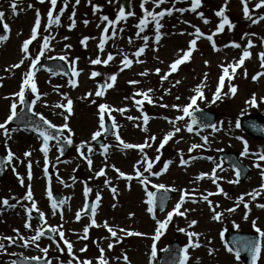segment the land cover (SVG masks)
Wrapping results in <instances>:
<instances>
[{
  "label": "rangeland",
  "instance_id": "obj_1",
  "mask_svg": "<svg viewBox=\"0 0 264 264\" xmlns=\"http://www.w3.org/2000/svg\"><path fill=\"white\" fill-rule=\"evenodd\" d=\"M64 2L65 0H57L56 9L53 10L54 17L60 15L59 25L53 24L51 27H48L47 12L51 9L49 0H44V3H40L39 0H0V12L4 14L2 21H0V35H6L8 37L6 41L0 42V74L1 71L3 72L4 70L11 69V65L19 63V61L24 58L25 54L21 50L22 44L24 40L30 38L31 29L35 22L36 10H39L42 23L38 29L37 39L34 41L36 44L32 42L29 45V55L33 58L37 55L45 36L51 37L54 42L50 43V50L45 52L44 56L41 57L35 69H30L29 66L31 61L25 58V65L22 67V70L19 71L24 77L25 73L29 70H33L35 73L34 80L37 85L38 93L40 94V99L36 100L35 104L32 103L33 111L42 114L48 121L56 126L60 127L64 123H67L71 132H69L68 129L63 130L67 137L70 136L72 145L77 150L82 142L87 141L86 139L89 137L90 132L93 131L94 128L97 130L99 128V104H107L111 106L112 109H126L123 114L119 111H112L109 116V114L106 113L105 122L109 121L111 117L115 118V123L117 125L116 129L118 130L120 126L129 123V130L125 131L123 134L126 140L129 139L131 141L134 139L132 143L135 145L144 144L145 141H147L151 146L145 147L143 152L138 148L126 149V151L123 148H116L115 150L118 151V154L114 155L113 158H109L110 155H107L103 161L99 160L97 162L91 159L92 163H97L98 166L103 163V166H106V160H119L116 161V164L122 167L123 162L129 160L127 161L129 162V164H127L128 168L123 169L130 171L131 164L136 163L140 171L150 181L147 185L149 191L153 192L155 190V188L152 187L153 184H164L169 190L179 189L189 194L186 198H189L192 204L189 206L187 205L189 209L188 214L194 217L188 218L186 216H181L182 225L187 226V229L181 233H198V238L193 237L192 242L198 243L199 247L190 246L188 235L185 237L183 236L184 242L188 245L186 248L187 260L185 264H243L236 259L231 252L227 251L220 236L224 225L231 224L229 222L230 218L233 220H235V218H229V216L226 215L225 218L220 217L219 220H214L212 218L214 212L207 209V207H210L209 203L203 199V196H207L212 191L214 194H218L217 184L222 188V186L224 187L227 183L226 179L221 176V168H217L216 170V176L220 178L217 180L216 184H213L208 177H204L203 179L199 177L202 173H211L212 169L215 168L213 166L210 167V165H207V162L203 160L206 150L209 149L215 153L219 149H232L234 145L237 146V150H239L240 147L243 149V142L247 141L248 138L241 135L239 130H237L236 124L240 115L253 113L264 116V106L261 107V110L259 109V105L264 103L261 102L264 96L262 99L255 96L258 104L250 105L247 103L251 100L252 96L255 95L254 91L259 87L255 82H252L253 72L259 68L257 66L260 64L256 62L259 58L258 55L246 58L244 64L237 68L231 81L225 77L224 87L221 89V98L217 99L214 103L212 102L213 94L217 88L216 81L218 86L219 77L222 74L221 65L227 66L237 62L242 56L243 51L246 48L247 50L250 49L248 48V41H251L252 44L257 43L258 45L256 48H261V53L264 52V20L255 23L254 28L252 27L250 31L247 30V28L245 29L244 24L247 18H245L243 14L241 0H228L225 15L229 18L233 28L230 30L226 25L222 32L216 33L213 36L218 50H213L211 42L205 37L199 38L197 40L196 49L192 52L190 59L179 65L177 71L169 74L167 79L162 80L161 77L169 72V65L175 59L182 56L181 50H187L189 42L195 38V28L198 27L205 36L215 32L217 25L220 23V18L215 15V12L224 5L225 0H202V5L197 9L196 13L190 11L191 0H165V3L161 4L159 7H157L152 0H147L144 4V8L148 11L160 12L165 9L172 10L171 15L166 14L160 20L163 27L160 29L161 38L159 42L155 40L154 22L148 24L145 30L140 33V37L136 36V33L139 31L136 25L139 23V19L144 15V9L140 7L143 0H132L134 15H131L126 20L119 21L115 25H109L107 21L102 20V17L108 16L110 20H115L119 12L120 0H79L78 4L76 0H67L66 8L64 7ZM13 3L16 4L15 12H13L12 9ZM252 3L255 4L254 2ZM29 5H31V7H29ZM94 6H96L97 9L95 12L93 10ZM253 7H255V5ZM61 8H64L62 14L60 13ZM180 8H184L186 11H176V9ZM73 13H75L74 16ZM198 13H203V19ZM259 16H264V11L259 12L253 19ZM204 19H207L209 22L204 23ZM72 20L75 21V26L70 28L69 25L72 23ZM149 20H151V18H149ZM84 21L88 23L85 24ZM5 24L8 25L9 30L7 32L4 31ZM104 24H108L110 27L107 34L101 32V28ZM241 26H244V29L241 28ZM121 29H123V31H121ZM113 32H115V35H113ZM102 35L108 36L103 52L98 48ZM145 35L149 37L147 47L144 53L138 58L142 63H137V57L133 54L140 47L144 46L145 42L142 37ZM85 37L89 39L85 44H82L81 41ZM130 40L131 42H129ZM233 42L239 44L240 47H231L230 45ZM69 45L70 47H67ZM225 45L229 46L225 47ZM240 50L242 53L239 52ZM109 53L113 54L114 59L107 65H93L90 63L92 59H96L98 56L101 60L106 59ZM123 55H127L129 59H132L133 64L130 68H125L123 71H120V68L123 67L121 63ZM60 56H65L67 58L65 62L69 66L71 74L68 78H58L41 71L40 64L43 60L49 59V57ZM253 59H255L254 62H252ZM205 61L208 63L205 64ZM73 66L79 72V82L76 83L75 87L70 83V81L73 80ZM156 69H160V72L157 73ZM93 71L100 72L101 76L92 78L91 73ZM144 72H147V75H141V73ZM229 72L231 74V69H229ZM245 72L247 75H245ZM112 74L117 75L114 86L108 89L103 97H96L94 93L97 90L98 81H106ZM16 75L17 74H13V76H15L14 78L18 76ZM205 75L207 76L206 80ZM18 81L11 84L9 88L7 87L4 92L7 93V96L1 95L0 123H4L7 116L10 114L11 103H17V113L22 108L18 97L14 95L19 92L16 90L18 87L20 89L23 83L22 79H18ZM130 81H138V83L133 84L130 83ZM176 81H179V83L177 84ZM202 82L204 85L202 88L204 99H198L195 108L213 109L219 112L221 118L216 127L218 130L197 132L193 128L192 132H188L186 126L190 124V117L185 116L182 120H177V117L184 115L180 109L190 103V97L196 95L194 90L198 85H201ZM229 84L237 88L235 95L229 93ZM149 89L152 91L148 92ZM139 90L148 92L151 103L142 96L137 98L138 96L135 95V92ZM90 92L93 93V95L88 96L87 94ZM258 94H264V87L262 92ZM25 97H28L31 102L35 99V95L32 94L28 88L25 90ZM65 97L70 98L73 102L72 112L69 113L66 121L65 117L59 115L63 113L64 109L53 107L59 103H66ZM177 97H179V99H177ZM137 100L141 101L139 105L136 104ZM93 101H95V103H93ZM162 105H167V107ZM173 105H177L179 108H173ZM147 108H156L158 114L156 117L148 119L145 125L142 111H145ZM139 112L140 115L138 114ZM136 116H139V125L132 124L133 119H128V117L134 118ZM169 121H175V125L169 123ZM9 123L6 125L9 129V135L7 137L3 134V130H0V151L6 156L9 150L14 154L12 161L8 165L9 178H7V180L5 179V183L0 188V202L4 199H7L9 202L8 205H3V203L0 204V217L9 224L7 225L8 231L9 229L12 230V228L18 230L20 236L29 240L36 234V231L39 230L36 226L37 224L30 222L29 224L31 227L26 228V223L21 221L22 214L24 216L28 214L27 209L31 206V201L24 198L28 191V186L30 185L37 208L42 203L46 205L44 210L42 211V209H40L39 212H43L44 215H46L49 226L57 227L64 232L65 239H67L73 247L72 255H69L63 241H60V247L65 249V254L62 255L60 254L61 251L57 250V244L47 243L42 237L36 243L29 242V245L24 247L22 241L18 238L17 231H14V234L0 236V238L12 237L16 241L15 243H9L6 239H0V244H3L4 247H8L0 249V257L6 256L4 258V262H6V258H10L14 255H42L44 253L41 252L40 249L47 247V254L54 258L55 264H69V261H71V264H78V261L84 260L91 261V264H98V259L87 257V255L84 252H80L76 246L79 240L80 232L78 226L80 223L75 219V213L80 210L85 196L84 193L74 186L69 176H65V179L60 178L64 176L65 172L63 168L59 166L60 159L55 147L49 146L47 164L49 168H52L50 174L52 190L62 192L66 198L65 204H63L64 207H60L58 211L52 209L50 202L48 203V194L45 192V174L43 168L47 164H45L44 153L40 151L43 143L32 134L27 136V140H20V138H25L26 135L20 133L18 129H12ZM174 126L179 127L181 130L176 132L165 145L178 151V157L166 159L158 149L164 136L172 132ZM145 128L147 129L146 131L144 130ZM131 134L136 135V137H133ZM153 136L155 137L154 141L151 139ZM202 137H207V143H205ZM238 137L240 139H238ZM234 140L237 143H234ZM187 141L189 143H186ZM114 143L117 145L119 144L117 140L114 141ZM193 144L202 145V147L189 151ZM255 144L256 143L252 146ZM25 152H30L31 155L25 157ZM39 153L41 157L38 159L37 155H39ZM144 157L149 161H154L152 172H160L161 174L159 176H154L144 171L146 167L142 162ZM182 157L188 162L187 164L182 165L180 163ZM137 161H141V163L137 164ZM29 162H31L30 180L28 178L27 167ZM85 164H87V162H85ZM164 164H168V168L166 171H161ZM13 167H15V172H13ZM37 167L39 168L36 169ZM97 169L98 167L94 169L93 174L97 173ZM136 169L137 167L130 173L132 179L130 180L127 200L126 196H124V194L127 193H124L120 199V203H123L124 210L128 213L129 228L133 227L138 230L135 232L142 234L138 236L139 240L136 238V240L133 241L134 243L129 245L134 248L136 246L140 247L138 250L139 253H141L140 258L134 256V250L131 252L134 260L129 259V261L137 264H159L162 247L171 241L175 232V227L177 223H180V221L178 222L180 217L179 215H176V218L172 217L165 228L166 235L165 232L162 231L159 242H155L151 239L150 236L155 234V227L157 225L156 220H165L167 214L160 216L155 213V219H153V215L147 214V191L145 192L142 190L145 185L141 184L140 179L136 177ZM18 176L23 178V185L20 184ZM103 177L113 178V175H104ZM96 179V181L93 178L91 179L93 184L92 199L94 200L98 194V189L101 188L100 185H105V181L101 180L99 177H96ZM194 179L196 182L191 183V180ZM66 187L70 189L67 190ZM247 189L246 187L243 191ZM181 194L182 193H180V195ZM193 200H195V202H193ZM12 205L15 207L19 206L25 213L10 215L6 211H3V207L7 208ZM200 207L205 209L199 212L197 209ZM224 207L225 205L222 204L220 207L213 208L216 212L222 214L224 213ZM183 210H185V207ZM111 212L113 214L116 213L115 211ZM112 213H110L109 210L105 211V209H98L97 211L100 219L104 218V215L110 216ZM201 213H204L208 221H203ZM241 213L244 215V211H241ZM250 213L252 216L259 217L261 220L260 223H264V208H256L250 211ZM193 220L197 221V223L189 227V224ZM240 222V226L246 228L250 227V220L245 219L240 220ZM81 224L84 229L85 226L89 225V221H84ZM102 224L98 223V225ZM235 224H237V222ZM100 230L103 235H110L104 227ZM82 234H84L83 231ZM144 235L149 236L147 242H145V239L142 240ZM154 242L157 247V256L155 259L152 258L150 249ZM37 244L39 248L36 246ZM76 248L78 249V253ZM209 250H212L211 254H209ZM112 255L114 256V253H112ZM130 262L129 264H131ZM113 264L120 263L113 261Z\"/></svg>",
  "mask_w": 264,
  "mask_h": 264
},
{
  "label": "snow or ice",
  "instance_id": "obj_2",
  "mask_svg": "<svg viewBox=\"0 0 264 264\" xmlns=\"http://www.w3.org/2000/svg\"><path fill=\"white\" fill-rule=\"evenodd\" d=\"M39 2L40 3H44V0H39ZM49 2H50V5H51V9L47 12V18H48V27H51V25H53V24L59 25V23H60V15H56L55 17L53 16V10L56 9L57 0H49ZM146 2H147V0H143V2L140 4L141 9H144V15H143L142 18L139 19V23L136 25V27L139 29V31L136 33V36L140 37V33L145 30V28L148 26V24L150 22H154V26H155V40H156V42H159V40L161 38L160 29L163 27V25L160 23V20L166 14L167 15H171L172 14V10L171 9H165V10H162L160 12L148 11L147 9L144 8V4ZM152 2L157 7H159L161 4L165 3V0H152ZM76 3L78 4L79 0H76ZM241 3L243 5V14H244L245 18L250 19L253 24L258 23L260 20H264V16H259L256 19H253L251 17L247 0H241ZM227 4H228V0H225L224 5H222L219 8V10H217L215 12V15L220 18V23L217 25L215 32L213 34H211V35L205 36V34L203 32H201V30L198 27L195 28V38L192 39L189 42V47H188L187 50H181L182 51V56H180L177 59H175L169 65V72L161 77L162 80L167 79V76L169 74L174 73V72L177 71L179 65L185 63L186 61H188L190 59V57L192 55V52L196 49L197 40L199 38L205 37L207 40H209L211 42L213 50H218L217 47H216L215 41L213 40V36L216 33L222 32L225 29L226 25L228 26V28L230 30L233 28V25L231 24L229 18L225 15V12H226V9H227ZM201 5H202V0H191L190 11L193 12V13H196L197 9L200 8ZM29 7H31V5H29ZM64 7L65 8L67 7V0H65V2H64ZM261 7H264V0H258V2L255 4V8L259 9ZM12 9H13V12H15V10H16V4L15 3L12 4ZM93 10H94V12L97 10L96 6L93 7ZM63 11H64V8H61L60 9V13L62 14ZM176 11L184 12V11H186V9L180 8V9H176ZM3 15L4 14L2 12H0V21H2ZM74 15H75V13H73V16ZM131 15H134V13H132V12H127L126 13L125 8L121 7L119 9V12H118L117 16L115 17V20H110L108 16H103L102 20L103 21H107L109 25H115L119 21L126 20L127 16H131ZM198 15L203 19V13H198ZM149 18H151V20H149ZM70 19H71V17H70ZM208 22L209 21L207 19H204V23H208ZM84 23L87 24L88 22L84 21ZM40 25H41L40 13H39V10H36L35 22H34L33 28L31 29L30 38L24 40V42L22 44V49L21 50L25 54L24 58H22L19 61V63L11 65L10 66L11 68L20 67V65H22L24 63V59L27 58V59H29L31 61L30 66H29L30 69H35L37 64L40 62L41 57L44 56L45 51L50 50V39H52V38L49 37V36H45L43 38L42 46L39 48V51H38L37 55L34 58L29 55V45L33 41H35L37 39L38 29L40 28ZM74 26H75V21L72 20V23L69 25V27L71 28V27H74ZM8 30H9L8 29V25L5 24L4 25V31L7 32ZM108 31H109L108 27H105L103 29V33H105V34H107ZM121 31H123V29H121ZM113 35H115V32H113ZM7 39H8V37L6 35H0V42L6 41ZM65 39H67V38H65ZM88 39H89L88 37H85L81 41V43L85 44ZM107 39H108L107 35H102L101 38H100V42H99L98 48H99V50L101 52H103L104 45H105ZM142 39L145 42L144 46L140 47L133 54L135 57H137V60H136L137 63H142V61H140L138 58H139V56L141 54L144 53L145 48L147 47V42H148L149 37L147 35H145V36L142 37ZM129 42H131V40ZM228 46L229 45H225V47H228ZM230 46L231 47H235V48H239L240 47V45L235 43V42H233ZM67 47H70V45L67 46ZM251 47H252V42L249 41L248 42V48H251ZM249 57H250V52L246 48L243 51L241 58L237 62H235L234 64H229L227 66L221 65L222 74L219 77L218 86L216 88L215 93L213 94V100H212L213 103L217 99L221 98V89L224 87L225 77H227L228 80L231 81V79L233 78L237 68L242 66L244 64L245 59L249 58ZM49 58H51V57H49ZM259 58H260V61H261V67L264 68V52L259 54ZM59 59L60 60H66L67 58L65 56H60ZM113 59H114L113 54L109 53L107 55L106 59L101 60L100 57L98 56L96 59H92L90 61V63L93 64V65H97V64L107 65ZM121 63L123 65V67L120 68V71H123L125 68H130L132 66L133 60L129 59L127 55H123ZM207 63L208 62L205 61V64H207ZM73 64H74V62H73ZM229 69H231V74L229 72ZM156 72L159 73L160 69H156ZM34 75H35V73H34L33 70H29L27 73H25V77H24V80H23L22 86L20 87L19 92L14 94L16 97H18L20 104H26L27 103L25 101V90H26V88L30 89V92L35 95V99H33V101H32L33 104H35L36 100L40 99V94L38 93L37 85H36L35 80H34ZM72 75L73 76H78L79 75V72L75 69L74 66L72 67ZM141 75H147V72L141 73ZM245 75H247L246 72H245ZM261 75H264V73H257V75H254L252 77V79L256 80ZM98 76H101L100 72L93 71L91 73V77L92 78H95V77H98ZM116 79H117V75L116 74H112L111 76H109L107 78V80L103 84L98 86V88L95 91L94 95L96 97H103L105 95V93H106V90L110 89V88H112L114 86V83H115ZM206 79H207V76L205 75V80ZM70 83L72 84L73 87L76 86V81L75 80L70 81ZM130 83L135 84V83H138V81H130ZM176 83L178 84L179 81H176ZM203 86L204 85H203V82H202L201 85H198L196 87V89L194 90L196 95H193L192 97H190V103H188L186 106H184L182 109H180V110H182L184 115L180 116V117H177V120H182V119H184L185 116L191 118V123L186 126L188 132H192L193 131V125L198 123L196 117L194 116V112L198 111V109L195 108V106L197 104V100L198 99H200V100L204 99V93L202 91ZM151 91H152L151 89L148 90V92H151ZM236 91H237V88L234 85L229 84V93L232 94V95H235ZM148 92H140V93H137V94L142 96L149 103H151V98L148 96ZM87 95L91 96V95H93V93L90 92ZM65 99H66V103H59V104L54 105L53 107H58V108L64 109L67 113H71L72 112V103L73 102H72V100L70 98L65 97ZM177 99H179V97H177ZM93 103H95V101H93ZM140 103H141V101H139V100L136 101L137 105H139ZM247 103H249L250 105H255L256 104L255 95H253L251 100L248 101ZM162 106L167 107V105H162ZM172 107L173 108H179V106H177V105H173ZM125 110L126 109H112L111 106H109L107 104H104V103L99 104L98 105L99 128H98L97 131H95L92 134L91 140H96L98 137H100L102 135V132H107L108 131V129L105 127V114L106 113H108L109 116H110L112 111H119V112H121V114H123V112ZM29 111H31V108H29ZM18 115L19 114L17 113V103L13 102L10 105V114L7 116V118H6L4 123H0V130H3V134L6 137L9 135V129L6 127V125L9 122L13 121L15 118H17ZM33 115L39 116V120L42 122V125L46 126V127H42L40 124H37V125L34 126V131L38 132L39 136L43 138V146L41 147L40 151L44 153L45 164H47L48 163L47 155H48V151H49V141L50 140H55L57 142V144H59L61 139L63 138V139L66 140V142L68 144H71L72 140H71L70 136L69 137H62V131H61V129H68V131L71 132V129L68 128L67 123H64L62 126H60L58 128L56 125H54L50 121H48L42 114L33 113ZM128 119H133V118L132 117H128ZM66 120H67V116H65V121ZM143 120H144V124L146 125L147 122H148V116L147 115L143 116ZM169 123H172L173 125H175V121H169ZM205 126L206 127H211L214 131L218 130L214 124H209V125H205ZM112 127L114 129L117 127L114 118L112 119ZM236 127L237 128L240 127L239 121L237 122ZM47 129H55L56 130V134H53L52 132H49ZM144 130L146 131L147 129L145 128ZM180 130L181 129L179 127H175L174 126V130L172 132L167 133L164 136L160 147L162 148L164 146V144H166L167 141L176 132H179ZM115 138L119 142V144L122 145V147L125 148V149L138 148V149H140L141 152H143L145 147H150L151 146V145H149L147 143V141H145L144 144H139V145L126 143V142H124L121 139V137L118 134H115ZM151 139L154 141L155 137L153 136V137H151ZM202 139L205 141V143H207V137H202ZM238 139H240V138L238 137ZM243 145L244 146H243V151L241 152V155L242 156H246V155L249 154L247 141H244ZM85 146H86V142H82L81 145L78 146L77 151H80V149L85 147ZM101 147L104 150L102 154L106 155L109 146L105 144V145H102ZM198 147H202V145L193 144L191 146V148L189 149V151H192L193 149H196ZM87 151L90 154L92 152V148L90 146H88L87 147ZM158 151H159V149H158ZM13 155L14 154L9 150L8 153H7L6 161H0V167H3L4 165L10 163L12 161V159H13ZM24 155H25V157H27V156H30L31 153L30 152H25ZM80 155L84 159H86L88 165L91 166V164H92L91 158L89 156H86L83 152H80ZM258 159L261 160V161H264V154H259L258 155ZM142 162L146 165V167L144 168L145 172H148V173H150L151 175H154V176H159L161 174L160 172H152V167H153L154 161H149L146 157H144ZM140 163H141V161L137 162V164H140ZM180 163L182 165H184V164H187L188 162L185 161L183 159V157H182ZM27 167H28V178L30 180L31 179V162L28 163ZM112 167L114 168V166H112ZM220 167H221V165L217 164L216 167L212 169L211 173H202L199 178L203 179L204 177H208L209 179H211L213 184H216L217 180L220 179L219 177L216 176V170H217V168H220ZM256 167H260V165L257 164ZM167 168H168V164H164L163 169L161 171H166ZM115 170L119 174L118 178H125L127 180H131L132 179L131 176H127L124 172H121L119 169H115ZM45 171H47V168H45ZM13 172H15V167H13ZM95 175L97 177L104 176L105 175L104 168H101ZM135 175H136V177H138L140 179V183L145 185V189L147 190V185L150 183L148 178L146 176H144V174L139 170V168L136 169ZM235 175H236L237 178H239V176L241 175V171H240L239 168H235ZM260 175H261L262 178H264V170H262L260 172ZM18 179H19L20 184L23 185L24 184L23 178H20L18 176ZM228 182L229 183H235V182H238V180L237 181H228ZM108 183H109V181L105 180V184H108ZM152 187L157 189V190H163L165 193L169 191V189L164 184H153ZM260 188H261V190H264V183H262L260 185ZM217 189H218V193H222L225 196L227 195L226 193L223 192V189L220 188V186L218 184H217ZM172 190L175 191V189H172ZM90 191H91V189L85 187L84 196L87 197ZM111 192L113 194H115L117 192V189L115 187H112L111 188ZM188 195L189 194L186 191L182 192V194L179 197L178 202L175 204V206L172 209V211L167 213L166 219L163 220V221L156 220L157 228L155 230V235L153 237L154 241L159 240V238H160V236L162 234L161 230H163V229H165L167 227L168 222L171 221V219H172L174 214L182 216V217L185 216L187 210L180 211V209H181L182 205L185 203V198ZM208 195H214V193H209ZM246 195H249V196L252 197V199H255L257 196L260 195V192L254 190L252 193H246ZM147 196H148V199L146 201V203L148 204L147 211L149 213H154V207L156 205V193L152 192V191H147ZM24 198L26 200H28V201H31V206L27 209V211L29 213V216L31 215L32 210L35 209L36 211H39V209L37 208L36 202L33 199V195H32V191H31V186L30 185L28 186V191H27L26 196ZM48 198L50 200H52V193H51L50 190L48 191ZM95 199H96V203L91 204V205H89L88 203H85L83 208L78 210L75 213V219L77 221H79L81 219V213L82 212L87 215L89 209L91 211L90 224L84 227V229H83L84 235L82 237H80L81 239H87L88 238L89 228L92 227V226H96V227L102 226V227H104L110 233L111 237L116 238V242L117 243H119L120 239H121V237L118 236V231L121 232V233H125L126 235H129V236H131V235H137V236L142 235L141 233L127 231L125 229H118V230L114 229L113 227L109 226L107 221H105L102 225H97L96 220H95L94 217H95V214H96V209H97L98 203H99V201L101 199L100 195L97 194ZM165 199H166V197H163L161 199V203H163ZM203 199L205 201H208L209 206L211 207V201L208 200V196H203ZM238 201L239 202H243V196L239 197ZM193 202H195V200H193ZM2 203H3V205H8L9 202H8L7 199H4L2 201ZM59 203L62 204V203H64V201H59ZM237 206H239V204H237ZM259 206L261 208H264V204L259 205ZM12 207H14V205H12ZM51 207H52V209H56L57 208V202L54 201L52 203ZM244 207L248 208V204L244 203ZM234 210L235 209L233 208V209H228L227 211L231 212V211H234ZM212 211L214 212V215H213L212 218L214 220H219L220 216L222 214L216 212L214 208H212ZM39 219L41 221L45 220V215H44L43 212H40ZM153 219H155V215L154 214H153ZM245 219H247V215H245ZM45 223H46V221H45ZM196 223H197V221H195V220L191 221V223L189 224V227L194 226ZM25 227L28 228V227H31V225L26 223ZM253 228H255L256 232L259 233V236L261 238H264V231H262L260 228L256 227L255 221H253ZM14 231H17L18 238L22 241V244H23L24 247H27L29 245V242L36 243L37 241H39L41 239L42 236L45 235V231L37 230L36 234L34 236H32L30 238V240H29V239H26L23 236H20L19 233H18V230H14ZM48 231L53 232V233H57L58 236H59V239L61 241H63V244L66 246L68 254L72 255V247L73 246L67 239H65L64 232L62 230H60L59 228H57V227H51V226L48 227ZM179 231L184 232L185 229L181 228V229H179ZM187 235L189 237L190 246L199 247L198 243H193L192 242V238L193 237H197L198 238L199 234L195 233V232H188ZM0 239H6V240L9 241V243H15L16 242L12 237H3V238H0ZM36 246L39 248L38 244ZM243 246H244V248L246 250H250L253 253V257L252 258H253V262L255 264V261L258 258L259 254H260V251H261L260 242L259 241H256V242H245ZM56 247H57L58 251H64L65 250L64 248H61L58 243H57ZM108 247H109V249H111L113 247V244L110 243L108 245ZM2 248H4V245L0 244V249H2ZM40 251L43 252L44 255L46 256L47 253H48V248L45 247L43 249H40ZM81 251L83 252V251H85V249L82 248ZM99 251H100V256L98 258V264H108V261L104 258V249L100 248ZM165 251H168V250L165 249ZM227 251L232 252L233 249L231 247H228ZM211 252H212V250H209V254H211ZM183 253L184 254H183L182 258L180 259L179 264H185V261L187 260V249H184ZM151 256H152L153 259H155L156 256H157V248H156L155 242L152 245ZM235 256H236L237 259L240 258V250L239 249L236 250ZM41 259L42 258L38 257V256L31 257V260L37 261V264H39V261ZM123 259L126 262H128V258H127L126 255L123 257ZM12 264H18V262L14 260V261H12ZM44 264H51V261L45 260ZM69 264H71V261H69ZM78 264H91V261H89V260L78 261Z\"/></svg>",
  "mask_w": 264,
  "mask_h": 264
},
{
  "label": "bare ground",
  "instance_id": "obj_3",
  "mask_svg": "<svg viewBox=\"0 0 264 264\" xmlns=\"http://www.w3.org/2000/svg\"><path fill=\"white\" fill-rule=\"evenodd\" d=\"M247 1L249 2L250 0H247ZM249 3H250V8H249L250 14L251 13L253 14L256 11H262V10L264 11V7L259 8V9H257V8L253 9V7H252V9H251V6L253 5L252 1H250ZM24 65H25V62L22 65H20V67H18V68L7 69V70H4L3 72L1 71V74H0V98L2 97L1 95L7 96V93H4V92L7 89V87L8 88L10 87L11 84H14L15 82H17L18 79L24 80V76L19 73V71L22 70V67ZM13 74H17L18 76L16 75L17 77L14 78L15 76H13ZM216 87H217V81H216ZM18 90H16V91H18ZM13 93H14V88H13ZM20 140H27V137L25 136V138H20ZM5 229H8V228H6V225H5L4 229L1 230V232L5 233L4 232Z\"/></svg>",
  "mask_w": 264,
  "mask_h": 264
}]
</instances>
